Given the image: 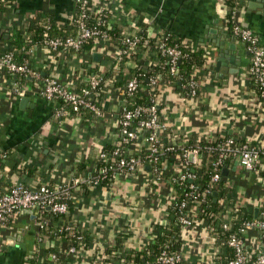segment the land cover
<instances>
[{
    "label": "crops",
    "instance_id": "1",
    "mask_svg": "<svg viewBox=\"0 0 264 264\" xmlns=\"http://www.w3.org/2000/svg\"><path fill=\"white\" fill-rule=\"evenodd\" d=\"M233 1L237 4L233 7L236 20L251 28L264 44L261 6L264 2ZM73 2L16 0L14 5L0 11V49L7 46L4 40L8 32L25 30L38 11L65 21ZM91 3L94 12L109 10V27L118 28L122 35L136 34L141 29H147L148 33L169 30L190 42L193 49L203 51L204 68L194 73L198 79L196 96L189 97L173 84L165 83L158 90L160 120L166 129L156 134L162 144L174 147L172 153L163 155L162 170L170 177L180 172L182 161L175 151L183 146L186 137L208 140L231 137L248 144L259 149V169L256 173L244 170L236 164L239 154H235L227 168V177L232 184L233 207L246 205L259 211L264 202V106L257 100L247 74L248 52L232 32V23L229 25L228 0H91ZM115 48L108 43L83 54L65 53L50 74L71 82L68 79L98 64L101 71L116 75L119 66L113 64ZM95 52L100 53L96 60L92 58ZM221 53L224 57L217 65ZM150 54L155 56L154 52ZM28 57L31 65L44 68L49 54L46 48L34 46ZM134 60L133 56L126 63L132 66ZM14 80V77L0 76V150L8 152L6 164L0 169V189L7 191L17 183L33 189L71 185L75 178L81 179L79 184L83 185L95 179L101 152L119 143L123 89H103L100 115L68 113L61 117L56 113V102L42 98L36 82L29 79L23 85L24 92L16 94L11 89ZM22 97L28 98L27 103H21ZM145 149V132H140L125 155L139 157ZM78 189L66 216L91 237L88 250L113 242L123 232L127 234L123 242L126 248H143L154 234V223L162 217L165 205L174 194L170 181L155 179L147 163H142L134 172L115 174L107 182H93L86 191L80 185L76 186ZM40 219L37 208L11 216L0 229V264H26L27 256L34 250H37V262L46 264L39 256L45 252L43 245L64 248V242L46 237L43 245L39 244ZM182 236L187 264L208 261L220 250L207 232L205 221L184 228ZM259 237V231H247L246 247L259 251Z\"/></svg>",
    "mask_w": 264,
    "mask_h": 264
},
{
    "label": "trees",
    "instance_id": "2",
    "mask_svg": "<svg viewBox=\"0 0 264 264\" xmlns=\"http://www.w3.org/2000/svg\"><path fill=\"white\" fill-rule=\"evenodd\" d=\"M16 0H0V11H4L6 8L15 4ZM91 4V2H90ZM236 1L228 0V20L233 12V7H235ZM81 11V7L76 0L73 2V9L65 21H57L53 19L50 14L44 11H38L33 19H30L27 23L25 30L12 29L8 32V37L4 40L7 46L0 49V53L13 51L15 60L17 62L29 61V51L34 46H41L48 50L49 58L46 59L44 68L36 67L43 75H50V72L58 64V60L65 54L76 53L83 54L90 52L95 45L96 37L87 38L83 40L78 49H74L72 46H59L56 49H51L48 47V41L52 38L65 39L68 37H74L78 34V24L77 18ZM110 15L108 10H102L94 12L91 8H87V17L85 19L86 25L88 27L96 26L100 31H104L107 36V42L115 46L119 50H124L127 46L123 43L122 34L119 32L118 28L109 27L107 20ZM103 21L104 23H99ZM231 26V20L229 22ZM139 37V41L135 47L134 55V65L128 66L126 61H128L132 56L123 55L120 62L116 63L113 61L114 65L119 66L116 75L101 71L98 68V64L93 65L86 70L85 73L80 76H73L69 81L75 84V89L79 90L86 83L91 75H99L101 78V90L97 91L96 102L101 107V98L103 96V89H115L122 88L124 91L123 105H148L151 99H155L158 102V90L163 84H173L179 86L185 94H188V87L186 83L190 79H195L198 81L194 73L203 69L205 65V56L201 49H193L190 42L184 41L183 39L177 37L171 31H156L154 33H148L147 29H141L136 34ZM174 46L180 49L182 55L176 65V72H171V63L169 62V57L166 54H162L160 46ZM154 52L155 56L150 54ZM150 55V56H149ZM113 54L110 56L112 58ZM114 60V57H113ZM31 64V63H30ZM4 75L7 78H12V75L6 72L0 71V76ZM53 75V74H52ZM132 77L138 79V86L135 91L131 94L126 92V84L128 80ZM63 78H65L63 76ZM152 79L155 83H151ZM15 81L20 85L29 83L30 80L25 76H19L15 78ZM33 81V80H31ZM36 82V81H34ZM33 82V83H34ZM37 81L35 85L38 83ZM198 94V88L196 95ZM56 102V107L63 106L68 110V113L74 114L71 105L64 99H54ZM158 106V104H157ZM158 114L160 115V109L157 107ZM82 116L95 115L88 109H80L78 111ZM231 137H218L216 139H195L192 137L183 138V146L176 150L175 152L180 154L182 161V168L180 172L175 176L170 177L162 170V157L167 153H172L171 151H165V153L158 156V162L155 165H151L153 171L157 170L161 172L162 179H168L173 187V197L165 205L160 217L153 225L154 234L152 238L144 245L143 248L133 249L126 248L124 245V239L127 234L123 232L121 235H117L114 241L111 243H105L98 245L95 249H98L97 258H92L90 260L83 259V256L78 258L82 259L80 264H149L153 263L160 252L163 249L168 251H182L184 245V239L182 236L183 229L178 222V218L185 213V210H180L179 205L184 201L188 204L198 201L201 207V212L199 214L200 218L203 219L207 225V232L214 239V244L220 247L213 258L208 261H202L198 264H228L229 260L233 258V250L228 245L229 237L232 234L244 239L245 234L249 229L243 230V225L247 221H252L254 219V211L251 210L246 205H239L233 207L231 199V189L232 184L229 182L228 177L221 175V178L214 183H211V177L216 172V167L213 163L221 157V162L218 166V172L221 173L223 167L228 168L231 165L232 160L241 150V146L244 143L235 141L232 143L228 142ZM160 140V138H159ZM161 143V141H160ZM162 146H172L171 144H162ZM112 146L106 148L103 152L106 153L105 159H100L97 165V170L101 168L102 165H110L112 150L116 147ZM192 150H197V161L188 162L187 158L182 157L183 153H188ZM7 156L8 152L5 151ZM144 151L141 156L142 163H146L144 160ZM136 157V156H132ZM7 158V157H6ZM6 158L0 157V169L3 168ZM184 160L187 164H183ZM259 163V162H258ZM256 163L257 170L259 169V164ZM156 172V171H155ZM190 173L193 175V179L189 178L181 179L182 174ZM262 174V172H260ZM114 171H106L101 173L100 176H105L102 179L103 182L112 179ZM94 179L87 180V183L72 185L68 188V193L66 195H59L58 198L61 202H66L68 205V210L73 204V198L76 197L79 192L76 190V186L80 185V189L83 191L88 190V186L92 184ZM101 181V180H100ZM193 185L194 188H191ZM208 189L209 191L204 195L203 192ZM213 192L217 195L214 197ZM195 208V207H194ZM264 210V202L261 207H259V212ZM67 214V213H66ZM66 214L55 213L50 209H43L42 215L39 223L42 225L38 231L37 236L40 238V245H43L44 238L57 239L66 244V246L75 245L80 248L82 245L88 248L89 244L92 242L91 237L86 231L79 229L67 218ZM66 218V219H63ZM11 219V217H10ZM9 219V220H10ZM63 219V220H61ZM227 223L228 228H223V224ZM212 228V229H211ZM246 231V232H245ZM82 236L81 242L77 240V236ZM42 242V243H41ZM43 251L45 253H52L55 255L53 259L46 258V264H70L68 254L64 250L58 249L56 247H49L43 245ZM248 260L246 264H254V259L257 255V250L254 248H247ZM37 250H34L29 256H27L26 264H39L36 260ZM185 264L187 260L185 259Z\"/></svg>",
    "mask_w": 264,
    "mask_h": 264
},
{
    "label": "built area",
    "instance_id": "3",
    "mask_svg": "<svg viewBox=\"0 0 264 264\" xmlns=\"http://www.w3.org/2000/svg\"><path fill=\"white\" fill-rule=\"evenodd\" d=\"M81 7V11L77 18L78 24V34L74 37H68L65 39L52 38L48 41V47L51 49H56L59 46H72L74 49H78L87 38L96 37L95 46L99 44H108V36L104 31H100L96 26L88 27L86 25L85 19L87 17V8H91V0H76ZM104 10V9H102ZM101 10V11H102ZM105 10H108L107 8ZM109 11V10H108ZM232 23V32L237 36L240 42L243 44L249 55V65L247 68L248 77L253 85V89L256 93L257 100L264 106V44L261 43L259 36L249 27L242 26L234 15V11L230 17ZM99 23H104L99 21ZM123 43L127 46L124 50H119L115 48L114 60L116 63L120 62L123 55L134 56L135 47L139 41V37L132 34L123 33L122 35ZM162 54H166L169 57V62L171 63V72H176V65L182 55L180 49L174 46H160ZM30 49L29 52H31ZM0 71L6 72L12 75V77L19 75L25 76L30 80L39 81L37 89L42 98L46 100L54 99H64L67 101L74 112L78 113L80 109H88L95 115L101 114V107L96 102L97 91L102 88L100 86L101 78L99 75H91L87 83L81 87L79 90L75 89V84L72 82H66L56 75H42L38 68L34 67L28 61L22 63L17 62L14 57L13 51H8L0 53ZM14 77V78H16ZM151 83H155L152 79ZM188 87V94L190 96H196L198 81L195 79H190L186 83ZM138 86V79L132 77L128 80L126 84L127 94H131L135 91ZM24 86L20 85L15 80L11 86L14 93L20 94L24 92ZM158 102L153 98L148 105H122L120 109L119 117V143L112 150V157L110 165H102L98 171V175L94 179L95 182H99L104 179L105 176H100L101 173L113 170L114 175L119 173H131L136 171L142 164L141 157H127L125 151L129 148L131 143H133L138 137L140 132H145L146 141V154L144 155V160L149 165H155L158 162V156L165 153V151H171L174 149L173 146L164 147L161 145L159 137L156 132L165 130L166 127L160 120V115L157 111ZM56 113L59 116H64L68 114V110L63 106L56 108ZM229 143H232L231 138L228 139ZM197 155V150L190 151ZM183 153L182 157L187 158L190 153ZM239 154V165L249 172L256 173V163L260 160L259 149L252 147L248 144H243L241 150L237 153ZM220 157L213 163L216 167V172L211 177V183L217 182L221 178V173L218 172V166L221 162ZM0 157L6 158L7 154L5 151L0 150ZM106 153L101 152L100 158L105 159ZM190 162V161H188ZM183 164H187L184 160ZM152 167V166H151ZM156 171V172H155ZM155 179L162 180L161 172L154 170ZM189 178L193 179V175L190 173L182 174L181 179ZM81 179L75 178L71 185H57L54 187L50 186H40L35 189L29 188L21 183H17L7 191H2L0 189V229L6 225L10 217L21 210L35 209L39 211V215H42L43 209H50L55 213H68V205L66 202H61L58 200L59 195H66L68 193V188L73 184H79ZM191 188H196L191 185ZM209 190L206 189L203 194L205 195ZM198 201L188 204L187 202H182L179 205L180 210H185V213L178 218L182 229L186 227L194 226L197 221H204L200 218L199 214L201 212V207ZM195 207V208H194ZM39 223V228H41ZM223 228H228V224L224 223ZM250 228V229H249ZM212 229V228H211ZM256 230L259 231V244L260 250H257V255L254 259V264H264V210L258 211V217H254L252 221H247L243 225V230ZM245 231V232H246ZM183 233V232H182ZM77 240L81 242L82 236L78 235ZM40 241V238L38 237ZM228 245L233 250V258L229 260L228 264H246L248 254L246 251V244L244 239L232 234L229 237ZM2 250V241H0V252ZM68 254V259L70 264H80L82 259L78 258L83 256V259L90 260L97 258L98 249H93L92 247L86 248L82 245L80 248L75 245L64 246L62 249ZM39 256L44 261L46 258L53 259L55 257L52 253L40 252ZM46 261V260H45ZM185 254L183 251H168L163 249L156 260L149 264H185Z\"/></svg>",
    "mask_w": 264,
    "mask_h": 264
},
{
    "label": "water",
    "instance_id": "4",
    "mask_svg": "<svg viewBox=\"0 0 264 264\" xmlns=\"http://www.w3.org/2000/svg\"><path fill=\"white\" fill-rule=\"evenodd\" d=\"M262 2H264V0H262ZM250 5V4H249ZM262 6V9H263V12H264V6L263 5H261ZM232 47V46H231ZM226 53V52H225ZM224 53H221L220 54V57L218 58V60H217V62H216V64L217 65H220V63H221V61H220V59H222L223 57H224V55H223ZM98 57H100V53H98V52H95V53H92V58L93 59H98ZM43 75H45L44 73H43ZM14 77H16V76H14ZM27 101H28V98L27 97H22V99H21V103H27ZM195 158H196V155L194 154V153H192V152H190L189 154H188V161H190V162H194L195 161ZM236 164H239L237 161H236ZM228 174H229V170L226 168V167H223V169H222V171H221V175L222 176H224V177H226V176H228ZM217 195V193L216 192H213V196L215 197ZM30 210V209H29ZM29 210H27V211H29ZM254 217L256 218V217H258V209L256 208L255 210H254ZM13 241V240H12Z\"/></svg>",
    "mask_w": 264,
    "mask_h": 264
}]
</instances>
